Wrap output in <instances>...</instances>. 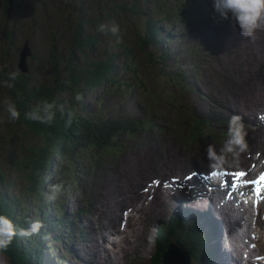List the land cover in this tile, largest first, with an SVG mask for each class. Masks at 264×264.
Segmentation results:
<instances>
[{
  "label": "rangeland",
  "instance_id": "374dc122",
  "mask_svg": "<svg viewBox=\"0 0 264 264\" xmlns=\"http://www.w3.org/2000/svg\"><path fill=\"white\" fill-rule=\"evenodd\" d=\"M122 1L0 0V81L6 80L5 76L10 71H22L18 69L21 63L23 73L29 74L36 86L48 85L58 90L64 87L63 97L70 99V103L87 119L100 122L115 119L139 123L133 133L122 132L113 137L114 141L110 144L98 146L96 149L88 146L65 157H57L48 171L45 187L32 193L23 182L24 176L8 160L12 154L13 157L19 156L20 150L25 148L23 143L28 140L33 143V138L27 135L22 126H16L8 120L3 105L0 104V170L5 172L4 178L7 182L6 189L0 188V192L4 193L5 198H9L7 200L10 203H15L17 207L14 209L23 220V226L28 225L34 216V220L42 221V236H33L47 244L52 243L49 249L53 248L52 253L39 252V259L37 262L31 261V264H46L49 259H53L55 250L59 253L53 234L46 237L44 235L50 225L46 219L55 217H63L65 220L60 229L66 226V240L72 231L73 246L78 248L75 255L77 264H115L114 261L117 264H148L155 248L164 254L165 248L171 247V240H157L156 230L166 225L174 215L182 216L185 223L204 222L207 226L208 221H212L216 229L207 248L212 252L221 248L216 237L218 227L214 222L216 220H213V213L210 215V208L194 209L187 202L179 206L173 199L162 207L166 197L163 186L166 190L170 187L163 182L169 176L173 178L181 172H171L164 178L157 177L156 172L180 167H187L192 172L193 166L198 165L193 157L194 147H197L195 152L202 151L198 152L199 157L207 158L206 167L212 165L203 150L206 145L208 147L217 144L219 149L223 146L227 135V122L233 114L242 117L246 129L254 128L249 126L248 121L252 109L242 99L239 91L240 84L246 85L251 80L246 81L244 76L253 69L252 63L244 67L235 56L237 50L245 48L248 54L255 55L254 61L258 65L256 71H264V32L259 31L262 32V38L257 37L258 32L253 38L243 37L239 30L226 25L227 20L220 19L214 11L213 0H135L139 15L132 12L121 14L116 3ZM181 3L191 4L190 10L193 14L190 17L178 18L174 16L175 13L171 15L166 9L182 6ZM165 19L166 22L157 27L165 35L161 39L162 43L156 47L143 46V22L148 25ZM100 24L109 27L116 25L118 32L115 35L108 31L99 32L97 27ZM255 38L261 39L262 43ZM81 41H90L92 45L82 46L79 44ZM153 53L157 56V61L151 60L150 54ZM244 56L246 53L243 52L241 58ZM163 61L166 63H162ZM225 62L228 63L227 67ZM111 63H114L113 67ZM98 65L106 68L111 79L94 87L82 83L81 75L91 73ZM240 68L245 69L244 76ZM180 73L184 77H178ZM186 78L189 81L192 79L194 84L190 83L189 86L196 93L191 92L183 83ZM77 94L80 95V100H76ZM5 99L10 100V90L0 84V101ZM199 108L209 115L203 116ZM195 116L203 120L196 122L204 127L202 131L207 126L216 129L213 138L191 137ZM260 116L257 112V117ZM205 117L216 124H207ZM157 146L166 155L162 151L157 154ZM242 153L246 161L232 159L230 154H225L227 160L234 161L225 167L244 169L249 166L254 169L263 162L264 155L260 151V156L253 153L252 157L248 150ZM184 159L193 161L187 163ZM257 161L261 163L256 164ZM150 164L157 168L151 169ZM195 173L200 174L197 171ZM144 176L145 181H149V187L143 188L145 197L127 205L124 202L122 204L121 200L126 198L123 190L126 182H129L127 188L133 190L130 181ZM158 181L159 185L156 186ZM100 182H108L112 187L118 186L119 197L110 198L111 204H107L110 190L107 187L100 189ZM52 184L62 185V192L55 201H48L46 194ZM149 190H156V198L149 196ZM40 192L44 195V201L46 199L47 208L37 210L38 213L24 209V204H31L33 199H38ZM95 194L100 199L97 205L93 200ZM156 200L158 202L154 203ZM201 200L207 201L204 197ZM129 205L131 206L128 208ZM108 213L114 215L117 225L122 215L123 219L127 216V221L121 224V234H116L118 240L113 245L106 243L105 248L88 245L91 235H101L104 232L107 234L110 231L109 226H114L112 220L104 221V224L108 222V226H99V214ZM6 214L10 216L9 213ZM249 215L250 218L247 215L245 217L253 227L251 230L255 229L258 238L264 241V224L256 228L258 218L252 216V211ZM76 216L88 220L83 219L81 227L78 228L73 224L77 220ZM262 221L264 223V218ZM240 225L250 229L244 222ZM73 229H79L78 240ZM197 234L183 236L186 241L178 246L180 256L177 264H188V258L191 260L197 256L195 251L188 250L189 255L184 251L187 243ZM177 236L181 237V234ZM108 238L112 240L111 237ZM231 241V246L239 245L238 240ZM261 241L254 240L250 244L253 250L260 252L264 246ZM17 242L19 243L18 240ZM214 253L217 259L215 264H228L221 254L217 255L218 251ZM61 254L65 255L63 249ZM26 255L30 257L28 252ZM67 257L71 264L70 250ZM11 262L9 256L0 251V264ZM209 264L214 263L209 261Z\"/></svg>",
  "mask_w": 264,
  "mask_h": 264
},
{
  "label": "trees",
  "instance_id": "16d2710c",
  "mask_svg": "<svg viewBox=\"0 0 264 264\" xmlns=\"http://www.w3.org/2000/svg\"><path fill=\"white\" fill-rule=\"evenodd\" d=\"M116 4L120 8L121 14L122 12H132L135 15L140 14V11L136 10L135 5L137 4H135V0H123ZM195 4L197 5V3ZM181 5L166 9L171 15L175 13L174 16L178 18L185 19L186 17H190L193 14L190 10L191 4L181 3ZM144 16L142 17L144 18ZM144 19L146 20V18ZM166 20L149 23L148 25L143 22L144 36L141 38L143 46L156 47L157 44L162 43L161 39H164L165 35L161 34L157 27L165 23ZM79 44L82 46L84 44L88 46L92 45L90 41H81ZM150 58L154 61L158 59L155 53L150 54ZM162 63L165 64L166 62L163 61ZM113 66L114 63H111V67ZM178 77L182 78L184 76L180 73ZM5 79H7L6 76ZM110 79L111 77L108 75L106 68L101 65H98L91 73L81 75L82 83L91 87L97 86L100 83L103 84ZM183 83L189 85L190 81L186 78ZM9 90L10 100L16 103L20 111L19 119L12 122L16 126H22L26 130L27 135L33 138V143L30 140L25 144L23 143L25 148L20 150V155L13 157L12 154L8 162L11 166H15L17 171L24 176L25 181L23 182L32 193L45 187L49 175L48 171L51 169V164L57 157L58 159L59 157H65L78 149L88 148V146L96 149L98 146H104L107 143L110 144L114 141L113 137L119 136L122 132L133 133L135 127L139 125V123L127 122V120L115 121V119H112L110 121L100 122L94 119H87L82 112L77 110L74 104L70 103V99L63 97L62 91L64 87H60L58 90L50 88L48 85L36 86L33 79L29 77V74H25L23 71H19L17 79L13 82V87L9 88ZM43 100L55 101L57 105H64V112L62 113L57 110L55 119L51 123H41L26 118L24 115L25 112L32 110ZM69 110L73 113V119L71 125L66 126V113ZM194 120L195 122H203L201 118L196 116ZM196 126L199 129H204L199 124H196ZM121 129L123 131H120ZM4 173L0 170V188L6 189L7 182L5 181ZM3 194V192H0V213H9L15 223L22 227L23 220H21V217L15 211L17 206L13 202L10 203L7 200L9 198H5ZM38 196V199H33L31 204L29 202L25 203L23 208L32 210L34 213H38L37 210H45L47 208V204L45 203L46 199L44 201V195L41 192L38 193ZM62 220V218L57 220L56 217L54 219H46L50 225H59V223L61 225L62 223L60 221ZM179 226L180 223L178 221H173L171 228L175 229ZM17 240L18 237L14 238L7 249L0 251L5 252L9 256L10 261H12L11 264H31V258L26 255L27 245L23 244L24 248L21 244L22 242L18 243ZM207 240L208 238L200 232L198 238L190 240V243L186 242L187 248L197 252V258L200 259V262L204 261L206 264L208 260L210 261L212 259V250L206 247ZM35 242L42 249L43 244L39 240H35Z\"/></svg>",
  "mask_w": 264,
  "mask_h": 264
},
{
  "label": "bare ground",
  "instance_id": "6f19581e",
  "mask_svg": "<svg viewBox=\"0 0 264 264\" xmlns=\"http://www.w3.org/2000/svg\"><path fill=\"white\" fill-rule=\"evenodd\" d=\"M225 23L228 27L235 29V30H239L234 25V23H232L231 21L227 20V21H225ZM262 32H264V31H262ZM262 32H258L257 37L262 38ZM256 40L258 42L262 43L260 41L261 39H256ZM236 52H237L236 56L234 55L235 58L240 60L241 63H243L244 67H246L248 65V63H252V68H253L247 73V76H244L245 69L240 68V70L243 73V76L245 77L246 81L251 79L248 84H246V85L240 84L241 86L239 85V88H240L239 91H240L242 99L245 100L249 104L250 108L252 109L251 116H249L248 121H249V126H253L254 128H247L246 129V130H248L247 137H246L247 142H248L247 150L251 152L250 157L253 156V153H257V155L260 156V154H258L259 151L262 153V155H264V71H262V70H261V72L258 71L259 73L256 71V69L258 68V65H256V63L254 61L256 59L255 55L253 56L252 54H248V52L245 51V48L241 49L239 51L237 50ZM243 52L246 53V56L241 58V54ZM245 58H247L246 62L244 61ZM233 60L236 62L237 65L239 64V62L237 60H235V59H233ZM227 62H225L226 64H224L226 67L228 65ZM232 101H233V99H232ZM245 108L248 110L247 107H245ZM199 110L201 111L200 108H199ZM257 112H258V114L261 115L260 117H257ZM248 114L250 115V111ZM203 115L208 116L206 114H203ZM245 121H246V118H245ZM211 145L214 146L216 149H219V146L217 144H215V145L211 144ZM206 147H207V145L205 146V149L203 151H206V153H207ZM196 150H197V147H194L193 157L197 160L198 165L195 164L193 166L194 170H191L192 172H189V169L187 167H183V168L180 167L177 169L167 168L163 172H156V176L160 177V178H162V177L164 178V177L169 176L168 174L171 172H181L177 176L174 175L173 178H170V176L167 178L166 182L170 185V187L167 191H165L166 197H165V200L162 204V207H165L170 202L169 200L173 199L176 204H179V206L182 205L183 202H187V203H191L193 205L192 208H194V209H209L210 208L212 210L213 217L216 220L214 222L216 223V225L218 227L217 239H218L219 245H221V248L218 251L217 255L221 254L222 258L225 259L228 264H236V263L237 264H252L253 260H251V258L254 257V254H255L254 251H252L253 252V256H252L251 254L244 252L245 250H247L248 247L243 246L244 251L242 249L237 248L241 244H243L244 242L248 241V238H246V236L244 234H242V232H241V228H243L240 226V224L242 222L241 208L236 206L235 198L233 199V201L230 202L225 197V202L220 203L215 198L213 190H210L206 186V184L201 180V177L198 174H195L193 172V171H199L201 169H206V168L208 169L211 166L210 165L209 167H206V165L208 164L207 158L206 157H203V158L199 157L198 152H202V151L200 150L198 152H195ZM156 151H157V154H160L161 151L165 154V151L160 146L156 147ZM184 153H185V150H184ZM231 158L246 161V157L243 153L237 155L236 157L231 156ZM169 159L172 160V157H170ZM175 159L179 160V158H175ZM184 160L187 163H190L191 161H193L192 159H184ZM150 168L156 169L157 166L150 164ZM248 174H252V172H250ZM224 180L226 181V179H224ZM106 184H103L102 182H100L99 188L104 189L107 187L110 190V195L107 198V204H109V203L111 204L112 202L109 201L110 198L119 197V190H118V186L112 187L108 182H106ZM123 184L124 183H122V185ZM127 184H129L128 181L126 182V187H123V190L125 191L124 195L126 196V198L121 200L122 204L124 202V205H127L129 202H134L137 199L139 201L145 197V195L143 193V188L149 187V181H147V182L145 181V176H144V178H140L139 180L130 181V184H131L133 190H129L130 187L127 188ZM145 184H147V185H145ZM156 193H157L156 190H153V191L149 190V196H153L154 198H156V195L158 194V193L157 194ZM203 197L206 198L207 201L203 202L201 200V198H203ZM93 200H94L95 204L97 205L98 201L100 200L99 196L97 194H95L93 196ZM193 201H194V203H193ZM157 202H158V200H156L154 203H157ZM131 205H135V204H131ZM131 205H129L128 208ZM160 213H162V212H160ZM104 215H105V217H103ZM202 216H204V215H202ZM105 220H107V221L112 220L114 222V226L110 227V231H108V233L106 231V233L108 235L105 234V232L102 233L101 235H96V236L91 235V238L88 242V245L92 244V247H94V248L97 246L105 248V244L108 242H111V240H109L108 237H111L113 239L112 233L122 232L121 225L119 222L117 225V221H116V219H114L113 214H110V213L103 214V215L99 214V218H98L99 226H104V227L108 226L107 225L108 222L104 224ZM258 226H262V224L260 223ZM136 234H139V233L136 231ZM220 234H222L224 236L221 237ZM230 238H232L231 240H238L239 245L237 247L235 246V244H234V246H231V243H233V242L230 240ZM203 239H204V237H203ZM257 240L261 241L262 239H260V237H259ZM261 242L263 243L264 241H261ZM108 244H111V243H108ZM100 252H101V250H100ZM261 253H264V246H262L260 249V254ZM93 254H94V252H93ZM232 260L236 263H234ZM114 263L117 264L115 261H114Z\"/></svg>",
  "mask_w": 264,
  "mask_h": 264
},
{
  "label": "clouds",
  "instance_id": "9594fccd",
  "mask_svg": "<svg viewBox=\"0 0 264 264\" xmlns=\"http://www.w3.org/2000/svg\"><path fill=\"white\" fill-rule=\"evenodd\" d=\"M213 8L218 13L221 20H228L234 23L239 29L240 34L245 38H253L259 31H264V0H213ZM99 32H111L115 35L118 26H106L100 24L97 27ZM19 70L7 73V79L0 81V84L8 88L13 87V82L17 79ZM79 94L76 100H80ZM3 110L7 114L9 121H15L20 117V111L14 101L5 99L0 101ZM64 112V105H57L55 101L43 100L32 110L25 112V117L39 121L41 123H51L56 116V112ZM66 126H70L73 113L69 110L66 113ZM247 130L242 117L233 114L227 122V135L223 146L217 150L214 146L207 147V155L212 166L220 168L226 164L233 163L226 159L225 154L236 157L239 153L245 152L248 148ZM62 192V185L52 184L46 194L48 201H55ZM43 227L40 220L31 221L27 227H21L15 223L14 219L6 213H0V250L7 249L16 237H27L38 233Z\"/></svg>",
  "mask_w": 264,
  "mask_h": 264
},
{
  "label": "water",
  "instance_id": "95a60500",
  "mask_svg": "<svg viewBox=\"0 0 264 264\" xmlns=\"http://www.w3.org/2000/svg\"><path fill=\"white\" fill-rule=\"evenodd\" d=\"M22 63H24V61H22ZM19 65H20V68L18 67V69L24 71L23 67L21 66L22 64L19 63ZM178 256H180L179 247L177 245H171V247L163 254V263L164 264H177V262L179 261ZM188 264H190L189 258H188Z\"/></svg>",
  "mask_w": 264,
  "mask_h": 264
},
{
  "label": "snow or ice",
  "instance_id": "6c2138e0",
  "mask_svg": "<svg viewBox=\"0 0 264 264\" xmlns=\"http://www.w3.org/2000/svg\"><path fill=\"white\" fill-rule=\"evenodd\" d=\"M241 177L245 176L246 174L245 173H240L239 174ZM262 180H264V176L261 177Z\"/></svg>",
  "mask_w": 264,
  "mask_h": 264
}]
</instances>
